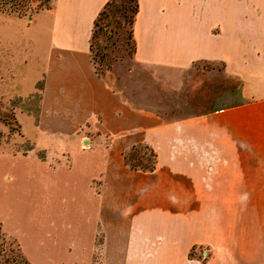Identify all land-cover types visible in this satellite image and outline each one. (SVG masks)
I'll list each match as a JSON object with an SVG mask.
<instances>
[{
	"label": "crops",
	"instance_id": "1",
	"mask_svg": "<svg viewBox=\"0 0 264 264\" xmlns=\"http://www.w3.org/2000/svg\"><path fill=\"white\" fill-rule=\"evenodd\" d=\"M109 1L54 0L34 17V162L68 239L61 248L51 233L34 259L21 221L31 207L9 192L3 231L30 264H92L99 236L100 264H264V0H139L134 61L167 92L197 63L239 85L213 110L173 120L98 74L91 41ZM134 146L155 150L154 170L126 162Z\"/></svg>",
	"mask_w": 264,
	"mask_h": 264
},
{
	"label": "rangeland",
	"instance_id": "2",
	"mask_svg": "<svg viewBox=\"0 0 264 264\" xmlns=\"http://www.w3.org/2000/svg\"><path fill=\"white\" fill-rule=\"evenodd\" d=\"M53 3L54 0L47 3L34 0L30 3L33 12L28 11L22 18L16 14L0 12V212L5 213L4 202L1 200L7 192L14 196V201L18 199V203L30 205L31 214H24L21 221L24 226L33 227L34 248L31 255L38 261L46 257L44 248L50 242L49 235L54 233L59 237L62 232L60 228L65 223L61 200L57 207L60 209L59 214L47 209L52 188L49 187L47 174L41 173L34 162V119L38 117L41 92V85H38L35 92L33 89L34 17L52 8ZM118 20L124 24L120 14L116 24ZM116 24L113 25L114 29ZM128 31L129 26L124 24L112 38L110 33L98 35L93 53L97 60L96 68L113 86L130 89L128 96L132 99H145L136 102L153 106L164 120L211 111L229 101L223 95L225 90L238 91V83L225 78L220 65L197 63L192 68V78H189L190 81L182 90L167 92L163 83L152 76L153 72L135 63L134 45L129 40ZM99 50L102 55H106L105 63L100 61ZM213 70L215 74L211 73ZM211 90L214 93L211 94ZM85 146L90 148L89 143ZM30 152L33 154L32 159L20 157V154ZM144 153L151 157L145 149H138L133 155ZM41 155L44 156L43 153ZM7 175H11L12 179L8 180ZM63 193L61 190L60 195ZM67 239L63 235L58 238L61 248ZM101 241L99 236L92 251V264H100ZM58 253H61L59 258L64 256L62 250ZM0 264H29L17 241L3 231L1 221Z\"/></svg>",
	"mask_w": 264,
	"mask_h": 264
},
{
	"label": "trees",
	"instance_id": "3",
	"mask_svg": "<svg viewBox=\"0 0 264 264\" xmlns=\"http://www.w3.org/2000/svg\"><path fill=\"white\" fill-rule=\"evenodd\" d=\"M51 0H44V2H50ZM34 0H0V12L16 14L18 17L22 18L26 16L28 11H32V3ZM31 3V4H30ZM139 13V0H110L104 7V9L98 15L95 25L94 32L91 41V52L94 60V64L96 66V56L94 53V41L101 33L117 34V29L123 28V25L127 24L129 26L128 37L129 40L133 42L134 45V53L136 52V41L134 39L133 27L136 21L137 15ZM122 16L124 20V24H122L121 20H116L119 16ZM116 24V28L114 29L113 25ZM98 56L100 57V61L105 63L106 55H102L101 50H99ZM97 70V68H96ZM98 72V70H97ZM98 74H100L98 72ZM138 149H145L147 152H150V156L144 154H134ZM126 162L135 169L142 170H154L156 167V152L150 146H134L131 150L125 155ZM27 263H29L27 261ZM30 264V263H29Z\"/></svg>",
	"mask_w": 264,
	"mask_h": 264
},
{
	"label": "built area",
	"instance_id": "4",
	"mask_svg": "<svg viewBox=\"0 0 264 264\" xmlns=\"http://www.w3.org/2000/svg\"><path fill=\"white\" fill-rule=\"evenodd\" d=\"M210 250L208 248L204 249L202 252H201V259L202 260H206L210 255Z\"/></svg>",
	"mask_w": 264,
	"mask_h": 264
}]
</instances>
